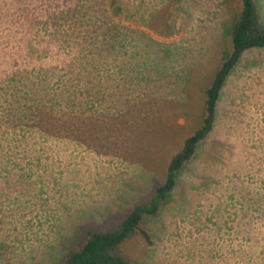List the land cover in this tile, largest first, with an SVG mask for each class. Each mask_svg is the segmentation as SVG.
Wrapping results in <instances>:
<instances>
[{"label":"rangeland","instance_id":"1","mask_svg":"<svg viewBox=\"0 0 264 264\" xmlns=\"http://www.w3.org/2000/svg\"><path fill=\"white\" fill-rule=\"evenodd\" d=\"M142 1L145 11L161 0ZM255 1L264 23V0ZM106 3L0 0V128H8L9 160L0 164V264H58L86 230L113 229L150 200L199 125L204 89L231 50L241 7L182 0L172 6L179 31L161 37L113 24L102 16ZM29 88L39 93L34 100ZM64 88L75 93L69 130H27V121L46 116L60 128L66 110L55 93ZM38 96L47 110L28 117ZM144 225L151 242L135 235L124 245L138 263L264 264V48L247 50L233 68L212 130Z\"/></svg>","mask_w":264,"mask_h":264},{"label":"trees","instance_id":"2","mask_svg":"<svg viewBox=\"0 0 264 264\" xmlns=\"http://www.w3.org/2000/svg\"><path fill=\"white\" fill-rule=\"evenodd\" d=\"M180 1L182 0H161L156 6L154 5L144 11L143 9L147 8H144V1L142 0H104L107 3L101 10L103 11L102 16L112 23H133L153 31L158 36L171 37L179 31L177 21L173 16L172 6ZM240 4V11L233 17L230 26L231 50L223 55L220 66L204 89L205 101L199 125L191 135L184 139L181 149L169 161L164 182L155 189L148 202L135 205L115 228L104 231L86 230L85 238L81 244L76 249L68 251L58 264H142L141 262L132 261L126 256L124 252L125 243L135 235H139L147 243L151 242V237L144 225L145 217H152L157 214L168 193L175 186L177 174L185 166V163L190 160L198 143L204 140L212 130L221 90L242 55L253 48H264V23L261 20L257 2L255 0H240ZM101 35L103 39H107L105 32ZM70 51L69 53L72 55L68 57L66 62L72 70L77 66L78 58L72 47H70ZM83 58L84 65L88 66L90 61L88 55L84 54ZM30 93L33 100L34 96L39 95L32 88L27 90V94L30 95ZM85 94L88 96L87 90ZM55 96L61 101L59 109L66 110L64 113L66 120L61 122L60 128L52 129V126L48 123L51 118L49 116L47 119L46 116L41 119L39 117V119L27 121V130L41 133L52 132V130H69L64 129L70 128L66 127V124L73 119V116L77 117L75 93L64 88L60 93H55ZM37 98V101H32L30 105H27L28 117L29 114L33 115L36 110L38 112L33 115L34 118L45 113L43 112L44 109L47 110L41 97L38 96ZM52 108L53 106L49 107V110H52ZM12 122L15 126L22 123L20 120ZM4 129L8 128H0L1 165L4 162H9L3 154V149L8 146V144H2L3 133L1 130Z\"/></svg>","mask_w":264,"mask_h":264}]
</instances>
